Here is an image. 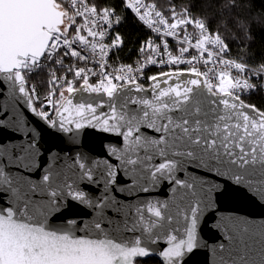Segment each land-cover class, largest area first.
<instances>
[{
  "label": "snow or ice",
  "instance_id": "snow-or-ice-1",
  "mask_svg": "<svg viewBox=\"0 0 264 264\" xmlns=\"http://www.w3.org/2000/svg\"><path fill=\"white\" fill-rule=\"evenodd\" d=\"M121 10L0 0V264H186L206 229L211 264H264V217L232 207L264 210V107L246 99L264 94V64L253 79L188 7ZM128 12L161 39L117 66ZM149 66L161 71L145 79ZM41 75L43 99L29 83Z\"/></svg>",
  "mask_w": 264,
  "mask_h": 264
},
{
  "label": "trees",
  "instance_id": "trees-1",
  "mask_svg": "<svg viewBox=\"0 0 264 264\" xmlns=\"http://www.w3.org/2000/svg\"><path fill=\"white\" fill-rule=\"evenodd\" d=\"M156 3L158 7L166 9L171 3L177 11L188 7L194 18L208 19L210 28L221 35L228 44L227 58L245 63L252 70V77L256 79L255 70L264 64V0H240L235 9L227 5L230 0H147ZM113 4L116 11L123 15L121 0H106ZM211 4V8L208 5ZM219 5V6H217ZM241 25L243 27H241ZM123 41V48L119 57L124 63H134L139 59V48L144 41L154 35L139 22L133 20V14L127 13L126 20L117 29ZM46 77L41 75L30 80L43 96ZM248 103L264 107V94H253L246 98ZM150 264H157L155 259Z\"/></svg>",
  "mask_w": 264,
  "mask_h": 264
},
{
  "label": "water",
  "instance_id": "water-1",
  "mask_svg": "<svg viewBox=\"0 0 264 264\" xmlns=\"http://www.w3.org/2000/svg\"><path fill=\"white\" fill-rule=\"evenodd\" d=\"M29 117L31 114L28 113ZM101 134L93 132L91 135L84 137V143L91 149L94 150L95 153H101V144L107 143V140L99 139ZM44 136L48 140L49 145L55 144L58 147H66L67 145H61L58 140H54L51 136L48 135V130L45 129ZM108 139H113L109 137ZM142 196H147L153 199H166L168 196L166 186L160 189H157L154 193L150 194H141ZM232 207L238 208L242 213H247L256 218L264 217V210L256 208L245 201H237ZM85 211H87L85 209ZM201 242L207 244L209 247L194 249L192 253L188 254L186 259V264H211V251L210 246H214L219 242V237L213 231L205 230L201 233ZM158 247L163 249L166 247L163 240L160 241Z\"/></svg>",
  "mask_w": 264,
  "mask_h": 264
},
{
  "label": "built area",
  "instance_id": "built-area-1",
  "mask_svg": "<svg viewBox=\"0 0 264 264\" xmlns=\"http://www.w3.org/2000/svg\"><path fill=\"white\" fill-rule=\"evenodd\" d=\"M146 2H148L147 0H146ZM149 3V2H148ZM143 27H145L146 28V26H144L142 23H140ZM119 28V27H118ZM117 28V29H118ZM147 29V28H146ZM148 30V29H147ZM150 31V30H149ZM189 31H193V29L190 27L189 28ZM114 34V33H113ZM154 35V37L152 38V39H155L156 40V42L157 43H160V39L161 38H158V37H156L155 36V34H153ZM169 39V47H170V49L173 51V55H176V54H178V52H177V48H178V46H177V44H176V42L175 41H173L171 38H168ZM143 44V43H142ZM122 48H123V46H122ZM122 48L119 50V52L122 50ZM226 58H227V56H226ZM139 59H143V56H141L140 55V53H139ZM228 59H230V58H228ZM110 60H111V62H112V64H114V65H119L120 63H124V62H122V60L120 59V57H119V53H118V58L116 57V56H112V57H110ZM135 63V62H134ZM134 63H124V64H134ZM181 67H185L184 65H181ZM164 70H167V69H164ZM161 71V68H159V67H157V66H149L146 70H145V79L147 78V76H150V75H154V74H157V73H159ZM233 74L235 75V70H233ZM93 79H95V78H93ZM254 79V78H253ZM260 83H264V81H259ZM41 99H43V96L41 97Z\"/></svg>",
  "mask_w": 264,
  "mask_h": 264
}]
</instances>
